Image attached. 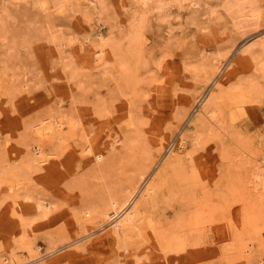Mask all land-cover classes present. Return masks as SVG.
<instances>
[{
	"label": "rangeland",
	"instance_id": "rangeland-1",
	"mask_svg": "<svg viewBox=\"0 0 264 264\" xmlns=\"http://www.w3.org/2000/svg\"><path fill=\"white\" fill-rule=\"evenodd\" d=\"M29 240L52 264H264V0H0V264Z\"/></svg>",
	"mask_w": 264,
	"mask_h": 264
},
{
	"label": "bare ground",
	"instance_id": "bare-ground-1",
	"mask_svg": "<svg viewBox=\"0 0 264 264\" xmlns=\"http://www.w3.org/2000/svg\"><path fill=\"white\" fill-rule=\"evenodd\" d=\"M65 9H67V8H65ZM96 52L99 54L101 53V55L99 56L100 58H101V56H103V54H105L104 53L105 51L103 48H97ZM209 121H211L215 124H218V121H217L215 115L213 114V111H212L210 104L205 103V104H203L202 108L200 109V115L197 117V123L201 124L202 126H208L210 124ZM192 127H193L192 131L187 132L180 137L179 142H178L179 144L177 146V156L182 157L183 155L189 153L188 152L189 137L193 136V138L195 140L198 139L196 134L199 131V128L195 127V126H192ZM52 129L55 133L60 134V132L63 129V125H62V123H58L57 126L55 125V127L51 128V132H52ZM116 141L122 142L123 138L121 136L117 137ZM33 153L35 156V160L37 162L41 163L40 165L44 166L46 164V162L49 160V156L45 152L41 142L37 141L35 143ZM93 155H94V158L96 160L102 161L105 157V152L102 149L94 148ZM152 192H153V187L151 185H149L143 190L142 195L143 196H149V195H152ZM133 206L134 205L126 206V207H123L121 210L113 209L112 211H110L108 213V215L111 218L115 219L114 220L115 224H114V227L112 229H113L114 234L116 235V239H117L118 243H121V240L126 236V231L129 227H134V226L138 225V223H137L138 222V217H137L138 207H135V206L133 207ZM25 240L26 239H24V241ZM16 247H18L19 249L12 248L10 250L11 251V257L9 259H11L12 263L24 264L25 261H27L26 263H33L36 261L42 262L41 264H52V263H54L55 258H52V259L50 258L48 260H44L45 255L41 254L39 252L40 246L33 240L23 242L22 244H19ZM4 259L6 260V258H4Z\"/></svg>",
	"mask_w": 264,
	"mask_h": 264
}]
</instances>
